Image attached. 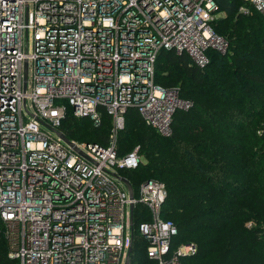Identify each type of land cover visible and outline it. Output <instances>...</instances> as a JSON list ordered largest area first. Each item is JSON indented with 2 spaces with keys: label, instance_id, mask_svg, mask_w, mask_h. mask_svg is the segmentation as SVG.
I'll return each mask as SVG.
<instances>
[{
  "label": "built area",
  "instance_id": "built-area-1",
  "mask_svg": "<svg viewBox=\"0 0 264 264\" xmlns=\"http://www.w3.org/2000/svg\"><path fill=\"white\" fill-rule=\"evenodd\" d=\"M217 2L0 0V236L9 261L126 264L135 235L148 264L196 254L192 243L174 246L177 228L161 218L165 185L134 188L122 175L143 159L139 149L119 156L117 141L129 110L171 135L174 114L190 106L155 84L156 62L172 52L203 69L209 51L224 54L211 26ZM240 2L239 14L264 17V0ZM68 116L94 128L109 119L107 141L67 138Z\"/></svg>",
  "mask_w": 264,
  "mask_h": 264
},
{
  "label": "trees",
  "instance_id": "trees-1",
  "mask_svg": "<svg viewBox=\"0 0 264 264\" xmlns=\"http://www.w3.org/2000/svg\"><path fill=\"white\" fill-rule=\"evenodd\" d=\"M240 3L218 0L225 25L212 29L219 37L227 29L229 38L221 37L228 49L225 54L209 51L205 68L185 55H159L156 85L172 88L179 80H173L175 71L191 85L180 88V99L188 97L191 106L176 111L171 135L160 136L129 110L117 141L119 156L137 143L145 150L146 163L122 175L134 188L148 179L165 185L161 218L177 228L174 246H196L187 259L197 264H264V17L239 14ZM89 123L68 116L61 131L72 139ZM135 123L148 131L132 127ZM104 125L109 135V119L97 129ZM139 210L147 216L140 208L138 215ZM248 222L254 226L247 228ZM1 242L0 236V249ZM134 244L138 256L129 264L146 262L140 249L144 240L134 236L131 255Z\"/></svg>",
  "mask_w": 264,
  "mask_h": 264
},
{
  "label": "rangeland",
  "instance_id": "rangeland-1",
  "mask_svg": "<svg viewBox=\"0 0 264 264\" xmlns=\"http://www.w3.org/2000/svg\"><path fill=\"white\" fill-rule=\"evenodd\" d=\"M224 18H226V15L224 13H219L216 16L215 22L211 25L212 28L214 27V29L217 31V27L224 26L225 24H224V22H222ZM225 30H226L225 34H222V35L220 34V35L223 36V37L229 38V36L227 35L228 31H227L226 28H225ZM223 37H221V38H223ZM175 73H176L175 74L176 76L174 75L173 80L176 79V77H179V80L177 82L173 83L172 89H175L176 88V90H178V93H179L180 92V88L183 89L184 86H189L190 84H189L188 79L186 78L185 75L180 74V72H178V71H175ZM182 99L184 101L188 102L189 103V106H191V102L189 101V98L188 97H183ZM142 125H140V127H138L137 123H135V124H133L132 127L135 128V126H137L136 129L139 130V131H141V132H143L145 130L148 131ZM126 128H127V126H126ZM124 133L125 132L123 131V132H121L119 134V136H118L119 142H120V139L122 138V135H124ZM77 134H79L78 137H73L72 139H74L75 141L84 142V143H87V142L88 143H95V142H97L98 144H101L102 142L105 143L107 141V138H108V133H107V130H106V125H104L102 129H97V128H94V126L91 123L83 126L81 128V130ZM137 144L135 146H129L127 149L128 150H135V149H139L140 148L139 150L142 153V159H143L142 160L143 161L142 164H145L146 163L145 150L144 149L141 150V147L139 146V144L138 145ZM101 145H103V144H101ZM132 180L134 182L136 181L134 178ZM1 244H2V246H1L2 249H0V251H1L0 252V264H17V262H15V261H9L7 259L6 249H5L4 244L2 242H1ZM3 247H4V249H3ZM133 249H134V253L132 252L133 255H131V253H130L131 256L129 257V263H130V261L131 262L132 261H135L136 256H138L137 251L139 250V247H137V245L134 244ZM140 249H143V250H141V252H142L141 256H143L144 255V245H141ZM187 258L188 257L182 258L181 259V264H197L196 262L192 261L191 259H187ZM134 264H138V263L135 262ZM139 264H148V263L147 262H144V261H141V262H139Z\"/></svg>",
  "mask_w": 264,
  "mask_h": 264
},
{
  "label": "water",
  "instance_id": "water-1",
  "mask_svg": "<svg viewBox=\"0 0 264 264\" xmlns=\"http://www.w3.org/2000/svg\"><path fill=\"white\" fill-rule=\"evenodd\" d=\"M121 181L124 183V184H126V186H127V188H128V191H129V194H130V196H131V194H132V189H131V186H130V184H129V182L126 180V179H121ZM147 183V182H146ZM130 252H131V249L129 250V254H130ZM126 264H129V262L127 261V263Z\"/></svg>",
  "mask_w": 264,
  "mask_h": 264
}]
</instances>
